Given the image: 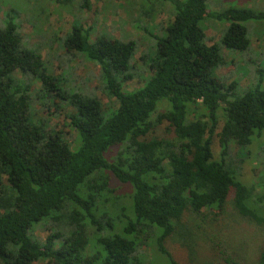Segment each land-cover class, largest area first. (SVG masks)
I'll use <instances>...</instances> for the list:
<instances>
[{
    "label": "trees",
    "instance_id": "16d2710c",
    "mask_svg": "<svg viewBox=\"0 0 264 264\" xmlns=\"http://www.w3.org/2000/svg\"><path fill=\"white\" fill-rule=\"evenodd\" d=\"M157 1L170 3L171 21L149 32L154 48L140 57L149 75L132 90L122 79L137 42L91 39V27L72 23L61 45L99 66L101 91L113 99L104 111L94 95L58 89L74 110L72 141L35 116L31 95L33 81L48 96L63 76L44 66L40 49L20 46L12 14L1 20L0 264H150L141 246L153 230L156 250L180 264L164 240L182 227L186 211L216 220L230 194L237 213L264 223L261 183H242L231 166L243 162L240 152L264 130L262 74L244 89L216 74L223 49L249 47L247 23L263 22L264 9ZM208 21L224 24L212 44L205 40ZM113 180L128 193L116 195ZM37 230L46 232L43 239ZM257 261L264 264V242Z\"/></svg>",
    "mask_w": 264,
    "mask_h": 264
},
{
    "label": "rangeland",
    "instance_id": "374dc122",
    "mask_svg": "<svg viewBox=\"0 0 264 264\" xmlns=\"http://www.w3.org/2000/svg\"><path fill=\"white\" fill-rule=\"evenodd\" d=\"M81 0H0V23L4 15L12 14L17 25L21 47L40 49L44 66L54 74L63 76L61 83L48 96L41 95L42 85L38 80L32 82L31 95L34 102L35 116L42 118L48 129H62L72 141L74 131L69 125V116L74 112L67 98L58 94L62 89L68 94L78 93L94 95L104 111L111 106L105 93L101 91L99 66L80 56H70L61 45L72 23L80 22L84 27H91V39L106 35L122 41L137 42L135 56L130 61L133 68L123 80L124 90H132L142 85V78L149 75L141 56L150 53L155 40L149 35L166 27L170 21V3L157 0H87L88 6H82ZM208 10L218 11L223 7H250L264 9V0H207ZM6 13V14H5ZM264 22V21H263ZM247 23L250 45L241 53L222 50L224 64L216 74L226 82L237 81L239 89L256 83L262 74L261 88L264 89V23ZM224 24L207 22L204 26L205 40L215 43ZM72 53V52H70ZM41 96V98H40ZM197 113H194L195 115ZM193 115L190 117L192 118ZM158 134L166 135L163 127ZM113 148H110L111 150ZM232 151L237 148L231 144ZM218 151L217 141L213 145ZM248 154V155H247ZM247 155V156H246ZM107 157V154H105ZM244 158L241 164L231 166L239 171L242 183H261L264 201V130L259 138L253 136L251 144L240 152ZM242 159V158H241ZM111 186L115 194L121 196L129 187L115 180ZM214 220L210 215L196 216L186 211L182 217V227L164 240V245L180 264H258V256L264 242V223L257 224L237 213L232 204V194L226 200ZM264 206V205H263ZM116 211H114L115 213ZM213 212V211H212ZM114 213H112L114 215ZM118 222H116L117 224ZM187 229V230H186ZM191 232H189V231ZM44 238L45 231L35 232ZM149 233V232H148ZM157 230L144 236L145 243L141 251L150 264H168L167 259L156 250ZM192 236L189 237L188 234ZM87 253L90 247L87 246ZM49 261H35L33 264H48Z\"/></svg>",
    "mask_w": 264,
    "mask_h": 264
}]
</instances>
